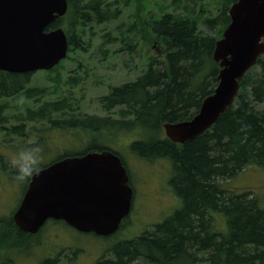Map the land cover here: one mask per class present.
<instances>
[{"label": "trees", "instance_id": "obj_1", "mask_svg": "<svg viewBox=\"0 0 264 264\" xmlns=\"http://www.w3.org/2000/svg\"><path fill=\"white\" fill-rule=\"evenodd\" d=\"M121 1L124 0H67L65 14L48 29L61 26L70 48L85 49L80 43V32L75 35L76 28L116 18ZM188 1L194 4V0H172L171 5L178 7ZM218 1L217 14L205 21L210 28L221 26L216 36L205 33L186 13L180 16L166 11L145 21L150 32L162 42L164 59L152 56L143 73L110 87L98 97L104 109L118 107L117 118L82 115L78 120L62 117L58 121L62 127L78 125L90 130L136 128L140 137L133 139L129 147L139 157L167 160V183L181 200L180 207L161 222L104 249L95 264H264V206L251 190L227 188L229 180L247 166L264 167V53L239 79L233 103L209 128L183 143L172 141L163 128L164 122L192 117L217 84L219 65L212 58V51L230 20L228 8L235 0ZM183 9L188 11V5ZM119 39L131 52L133 45L124 37ZM30 74L0 70L1 128L8 123L13 97L20 93L29 98L43 94L42 87L27 84ZM63 104L58 99L44 101L35 109V117L48 118ZM21 126L22 123L12 126V132H20ZM95 146L98 144L93 142L69 154H82ZM9 174L13 175V170ZM12 212L0 220V250L39 235L20 230L12 221ZM126 221L123 218L119 229ZM55 222L61 223L54 219ZM50 252L39 264H55L53 258H47L55 255ZM3 260L1 264H8Z\"/></svg>", "mask_w": 264, "mask_h": 264}, {"label": "rangeland", "instance_id": "obj_2", "mask_svg": "<svg viewBox=\"0 0 264 264\" xmlns=\"http://www.w3.org/2000/svg\"><path fill=\"white\" fill-rule=\"evenodd\" d=\"M171 2L124 0L118 5L116 18L76 28L75 35L80 32V43L85 49H72L69 45L67 55L60 63L47 70L32 71L27 84L42 87L43 94L29 98L20 93L27 98L25 106L20 109L11 103L12 107L7 113L8 123L2 128L0 126V220L13 211L26 184L14 182L9 174L12 170L8 166V157L14 150L39 143L45 149L42 164L45 165L67 156L65 154L79 152L88 144L99 142L114 147L122 154L134 185L132 211L125 226L118 228L114 235H108L110 237H100L91 232L78 231L65 222L53 223L54 219H49L50 222L37 233L39 235L23 241V244L17 242L12 248L1 249L0 260L4 259L8 264H39L52 251L55 264H95L100 254L104 253L103 250L114 242L138 235L151 227L150 224L161 222L180 207L181 200L167 183L170 177L167 160L139 157L129 147L133 139L140 137L136 134V128L112 131L107 127L90 130L83 126L58 125L62 117L78 120V116L82 115L119 116L118 107L104 111L98 97L110 87L143 73L152 56L164 59L162 42L155 38L145 24L149 17H157L166 11L180 16L186 13V16L197 21L198 27L205 33L218 35L220 25L210 28L205 23L217 14L218 0H194V4L188 1L178 7L172 6ZM184 5H188V11L183 9ZM209 11L216 13L212 15ZM123 37L133 45L131 52L119 39ZM10 99L7 101L10 102ZM55 99L64 101L61 109L52 111L48 118L35 117L34 111L39 105ZM28 111L34 118L29 117ZM20 123L21 135L20 132H12V126H19ZM229 182L228 189L239 192L251 190L258 197L260 205L264 206V167L247 166ZM223 184L226 185V180ZM56 221L60 222L61 219Z\"/></svg>", "mask_w": 264, "mask_h": 264}, {"label": "water", "instance_id": "obj_3", "mask_svg": "<svg viewBox=\"0 0 264 264\" xmlns=\"http://www.w3.org/2000/svg\"><path fill=\"white\" fill-rule=\"evenodd\" d=\"M67 0H0V70L25 73L47 70L68 52L61 26ZM229 22L215 41L217 84L192 117L164 122L165 134L183 143L209 128L232 103L239 79L264 53V0H235ZM132 187L122 157L110 149L67 155L27 182L11 214L22 231L35 233L48 219H61L78 231L99 236L115 233L131 209Z\"/></svg>", "mask_w": 264, "mask_h": 264}, {"label": "clouds", "instance_id": "obj_4", "mask_svg": "<svg viewBox=\"0 0 264 264\" xmlns=\"http://www.w3.org/2000/svg\"><path fill=\"white\" fill-rule=\"evenodd\" d=\"M27 98L17 95L12 98L14 107L23 109ZM44 147L39 143L19 147L8 157V166L13 170L12 179L18 184H25L34 179L42 171L44 160Z\"/></svg>", "mask_w": 264, "mask_h": 264}, {"label": "flooded vegetation", "instance_id": "obj_5", "mask_svg": "<svg viewBox=\"0 0 264 264\" xmlns=\"http://www.w3.org/2000/svg\"><path fill=\"white\" fill-rule=\"evenodd\" d=\"M66 57V56H65ZM26 73V72H25ZM28 73H30V72H28ZM114 107H112V108H110V109H105L104 111H106V112H108V111H110V110H112ZM94 116H96V117H101V116H97V115H94ZM109 117V116H108ZM76 126H78V125H76ZM94 140V139H93ZM98 144V146H95V148H92L90 151H99V150H103V149H110V150H113V151H115V152H117L118 154H119V152L113 147H111L110 145H108V144H105V143H103V144H100L99 142L97 143ZM88 152V151H87ZM85 153V152H84ZM81 154V153H80ZM80 154H74V155H80ZM83 154V153H82ZM121 156V155H120ZM124 162V161H123ZM124 164H125V162H124ZM125 166H126V164H125ZM126 169H127V167H126ZM128 171V170H127ZM128 176H129V172H128ZM129 184L131 185V187H132V191H133V195H132V200H133V197L135 196V189H134V185H133V183H132V180H131V176H129ZM19 202H20V200H19ZM19 202H18V204H19ZM17 207V206H16ZM131 207H132V201H131ZM131 211H132V209H130V212H129V214L127 215V216H125L124 217V220H127L128 218H130V215H131ZM123 220V219H122ZM63 220H61L60 222H62ZM50 221H49V219L48 220H46L45 222H44V224L39 228V230L37 231V232H35V233H29V234H37L41 229H43V227L47 224V223H49ZM64 222V221H63ZM54 257V256H53ZM52 256H49V257H47V258H53Z\"/></svg>", "mask_w": 264, "mask_h": 264}, {"label": "bare ground", "instance_id": "obj_6", "mask_svg": "<svg viewBox=\"0 0 264 264\" xmlns=\"http://www.w3.org/2000/svg\"><path fill=\"white\" fill-rule=\"evenodd\" d=\"M203 258V257H202ZM140 261V260H139ZM154 263V262H153ZM193 264V263H192Z\"/></svg>", "mask_w": 264, "mask_h": 264}]
</instances>
